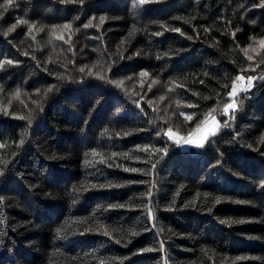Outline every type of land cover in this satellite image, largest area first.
<instances>
[{"label":"trees","instance_id":"16d2710c","mask_svg":"<svg viewBox=\"0 0 264 264\" xmlns=\"http://www.w3.org/2000/svg\"><path fill=\"white\" fill-rule=\"evenodd\" d=\"M259 4L0 0V264H264Z\"/></svg>","mask_w":264,"mask_h":264},{"label":"snow or ice","instance_id":"6c2138e0","mask_svg":"<svg viewBox=\"0 0 264 264\" xmlns=\"http://www.w3.org/2000/svg\"><path fill=\"white\" fill-rule=\"evenodd\" d=\"M145 3H146V0H140V4H141V5H143V4H145ZM254 6H258V7L264 8V0H260V4H259V5H254ZM135 7H136V6L134 5V9H135ZM102 22H103V17L101 18V23H102ZM13 27H15V26H13ZM64 27H65V28H69L70 25L65 24ZM83 27H84V28H89V27H91V23L89 22L88 24H84ZM11 30H12V29L10 28L9 31H11ZM175 31L179 32L180 29H175ZM7 34H8L7 32L4 33L5 36H7ZM157 35H160V33H157ZM233 35H235V33H233ZM262 44H264V41H262ZM24 55H28V53H24ZM248 59L251 60L252 57L249 56ZM6 62H7L8 64H13V63H14L12 60H7ZM15 63H19V61H16ZM3 64H4V61H0V67H3ZM80 71L83 72L84 69L81 68ZM141 74H142V75H146L147 73H141ZM237 79H238V80H244V79L247 80L248 87L245 88V89H243V91H248L249 88L252 87V82L256 79V77H254V76H248V77L245 78V77H243V76H239V77H237ZM260 79H261V80H264V76H261ZM37 91H38V90H37ZM48 91H49V92L52 91V87H50V88L48 89ZM236 94H237V89H236V87H233V88H232V91L229 93V95H230L231 97H235ZM17 95H18V93H17ZM237 107H238V105H236V104H235V101L233 100V102L228 103V104L225 106L224 112L227 114V113H229L231 110H234V109L237 108ZM40 111H43V108H42V107L40 108ZM5 114H7V113H5ZM21 119H24V117H21ZM33 119H34V117L31 115V112H30L29 115H28V117H27V121H28V124H29V125L32 124ZM217 127H218V123H217L215 120H213V125H212V127H210V128L207 130L208 133H209V135H214ZM157 134L159 135V133H157ZM168 135L171 136L172 133L169 132ZM203 142H204V138L202 137L199 141H196L195 144H196L197 147H203ZM23 143H24V140L21 139V140H20V144L22 145ZM188 143L191 144V143H193V141H188ZM146 150H147V149H145V151H146ZM93 151H94V150H93ZM156 151H157V152H160L161 150H160V149H157ZM13 155H15V153H13ZM116 155H117V153H115V152L112 153V156H116ZM147 162H149V161H146V163H147ZM157 163H158V161H157ZM155 167H156V163H152V169H155ZM152 169H149L148 171L143 172V174H144V175H149V174H151V170H152ZM125 171L140 172L141 170H140V169H137V168H130V169L126 168ZM3 174H4V173H3V170L0 169V175H3ZM133 182H134V181H126V183H133ZM141 182H142V181H141ZM112 186H113V185H111V183H110V184H109V187H112ZM115 186L118 187L119 185H115ZM152 187H153V188L156 187L155 183L152 184ZM148 196H149V197L152 196V192H151V191L148 192ZM215 202H216V203H219V202H220V201H219V198H217ZM115 207H121V208H122L123 205H117V206H115ZM209 211H211V209H209ZM148 217L154 219V217L152 216V209H151L150 207L148 208ZM223 222H224V221H222V223H223ZM153 226H155V225H153ZM59 231H60V230H58V233H59ZM136 234H137V233H135V232L132 233V235H136ZM104 235H105V236H108V235H110V233H108L107 231H105V232H104ZM116 243H120V240H116ZM160 243H161V249H163V241H161ZM148 250L150 251L151 249H148ZM143 251H145V249H140V252H143ZM165 264H166V262H165Z\"/></svg>","mask_w":264,"mask_h":264},{"label":"rangeland","instance_id":"374dc122","mask_svg":"<svg viewBox=\"0 0 264 264\" xmlns=\"http://www.w3.org/2000/svg\"><path fill=\"white\" fill-rule=\"evenodd\" d=\"M248 86V84H247V82H244L243 80H240V82H239V85H237V86H235L236 87V89L238 90H242L243 88H246ZM242 88V89H241ZM238 90V91H239ZM203 125H210V119L209 120H207ZM203 128L202 129H205L204 128V126H202ZM199 129H201V127L199 128ZM199 129H197L195 132H199ZM198 132L194 135V140L196 139V138H199V137H204L203 136V134H205V132H204V130H201L199 133H200V135H198ZM202 134V135H201ZM209 136V135H208ZM170 138H172L175 142H178L179 143V145L182 147V148H185L187 145H190V146H195L194 144H189L188 143V141H187V139L186 140H181L180 138H178L177 136H175L174 134H172L171 136H170ZM207 138V137H206ZM196 147V146H195Z\"/></svg>","mask_w":264,"mask_h":264},{"label":"crops","instance_id":"0c3cea01","mask_svg":"<svg viewBox=\"0 0 264 264\" xmlns=\"http://www.w3.org/2000/svg\"><path fill=\"white\" fill-rule=\"evenodd\" d=\"M213 120H215L216 121V119L215 118H211L210 119V125H203L204 126V128L205 129H202L203 127H201V129H199V132L201 131V130H204V132H205V134H203V138H204V141H205V139H206V137L209 135V133H208V129L210 128V127H212V125H213ZM217 122V121H216ZM218 123V122H217ZM218 128H219V123H218V127L216 128V130H218ZM198 132V131H197ZM197 132H195V133H193L192 135H190L189 137H187V138H185V139H183V140H186L187 139V141H193V143L192 144H194L195 146H196V144H195V142L196 141H199L202 137H199V138H196L195 140H194V135L197 133ZM198 132V135H200V133ZM202 135V134H201ZM204 143V142H203ZM197 147V146H196Z\"/></svg>","mask_w":264,"mask_h":264},{"label":"bare ground","instance_id":"6f19581e","mask_svg":"<svg viewBox=\"0 0 264 264\" xmlns=\"http://www.w3.org/2000/svg\"><path fill=\"white\" fill-rule=\"evenodd\" d=\"M242 89V88H241ZM239 90V89H238ZM241 94V93H240Z\"/></svg>","mask_w":264,"mask_h":264}]
</instances>
